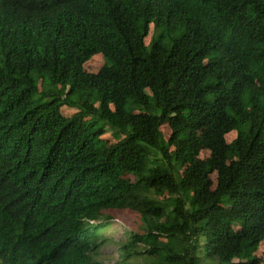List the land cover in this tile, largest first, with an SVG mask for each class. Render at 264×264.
Returning <instances> with one entry per match:
<instances>
[{
  "label": "trees",
  "instance_id": "trees-1",
  "mask_svg": "<svg viewBox=\"0 0 264 264\" xmlns=\"http://www.w3.org/2000/svg\"><path fill=\"white\" fill-rule=\"evenodd\" d=\"M116 211L125 263L262 264L264 0H0V264H98Z\"/></svg>",
  "mask_w": 264,
  "mask_h": 264
},
{
  "label": "rangeland",
  "instance_id": "rangeland-1",
  "mask_svg": "<svg viewBox=\"0 0 264 264\" xmlns=\"http://www.w3.org/2000/svg\"><path fill=\"white\" fill-rule=\"evenodd\" d=\"M154 29L151 25L149 34L145 38L146 44H148L153 36ZM104 59L102 54H97L93 56L87 62V68L91 71L99 70L103 65ZM95 106V105H94ZM98 105H96L97 107ZM66 115H72L74 110L68 109L63 110ZM109 129V128H107ZM104 134V137L108 138L110 142H114L115 138H113L110 130H107ZM162 131L165 137H168L171 130L167 124L162 126ZM203 156L209 155V151H202ZM215 179V175L212 176ZM228 211L230 209L229 206L221 207ZM138 216L135 212L128 211L127 214L116 211L113 219H109L108 225L100 232V237L98 239L99 245L95 248L92 256L94 261L98 264H144L143 255L138 258L134 257L126 261H123V257L121 256V252L119 250V243L125 241L127 239V235L130 231L139 230L138 229ZM142 247V246H141ZM143 251V248H141ZM259 261L264 264V240L262 245L258 250ZM150 259V256H149Z\"/></svg>",
  "mask_w": 264,
  "mask_h": 264
}]
</instances>
